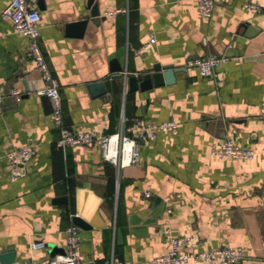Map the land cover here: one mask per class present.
<instances>
[{"label": "crops", "instance_id": "1", "mask_svg": "<svg viewBox=\"0 0 264 264\" xmlns=\"http://www.w3.org/2000/svg\"><path fill=\"white\" fill-rule=\"evenodd\" d=\"M9 2L0 0V256L10 250V264H51L74 216L89 227L80 229L83 264L166 254V219L172 236L192 238L187 251L240 249L250 257L242 264H264V0H213L209 19L194 0H94L96 19L88 0H29L67 129L114 134L121 118L134 117L176 123L175 136L138 142V163L120 172L97 145L56 148L49 101L34 94L46 84L27 40L1 18ZM245 2L261 13L243 12ZM149 33L156 43L134 56ZM204 57L230 60L201 78L186 65ZM154 66L175 68L173 83L145 91L130 83ZM112 68L128 73L125 82ZM226 138L254 159L212 158L211 146ZM26 145L36 148L27 175L10 183L6 154Z\"/></svg>", "mask_w": 264, "mask_h": 264}, {"label": "built area", "instance_id": "2", "mask_svg": "<svg viewBox=\"0 0 264 264\" xmlns=\"http://www.w3.org/2000/svg\"><path fill=\"white\" fill-rule=\"evenodd\" d=\"M198 14L203 19H209L212 15L213 0H194ZM241 10L249 15L260 14V5L245 2ZM125 13V11H122ZM114 13H107V17H112ZM1 18L8 23L11 31L18 37L27 40V55L33 60L39 71L46 87L34 92L37 96H44L48 99L51 108L50 122L52 127L57 130L58 138L55 142L56 148L64 150L70 147L93 146L97 145L104 162L111 164L117 172L138 163L139 152L138 142L154 141L159 134H177V125L174 121L162 123L147 122L139 117L131 119L127 124L124 118L120 120V128L114 134H97L84 130L71 131L64 126L62 117L61 99L59 96V84L52 77L46 65L43 53L39 44V12L29 6V0H10L8 6L1 12ZM156 43L153 33L148 34L147 41L137 50H133V55L138 56ZM230 59L226 57H204L187 63L186 67L195 68L201 78L211 77L215 69L225 64ZM128 73L121 71L119 77L125 82ZM113 76L109 77L112 79ZM10 96L19 101L21 96L17 91H11ZM4 96L0 93V104ZM264 109V107H263ZM34 145H26L14 148L6 154L8 165V181L10 183L27 175L26 164L35 155ZM210 156L216 159H228L235 161H251L254 159V151L249 147H241L230 138L211 146ZM144 198L150 196L149 192L142 194ZM167 215L170 210H166ZM71 224L64 230L63 254L58 256L51 264H83L80 259V228L72 220ZM161 235L167 244L166 254L142 262L113 261L102 264H242L250 260V257L240 249L216 248L205 249L197 252H190L185 249L191 241L188 236H172L169 222L166 219L161 229ZM41 243L31 244L32 249L41 247ZM22 264H38L34 262H24Z\"/></svg>", "mask_w": 264, "mask_h": 264}, {"label": "water", "instance_id": "3", "mask_svg": "<svg viewBox=\"0 0 264 264\" xmlns=\"http://www.w3.org/2000/svg\"><path fill=\"white\" fill-rule=\"evenodd\" d=\"M94 0H88V6L90 8V17L92 19H96L99 17V12L96 7V5L93 2ZM249 34L253 35L255 33V30L252 28L249 29ZM154 73L149 77L148 79H143L142 76H134L130 78V83L131 82H139V89L141 91L149 90L153 87H161L164 84L169 85L172 84L174 81V73L177 71L175 68L172 66H154ZM112 71H120V68H112ZM115 77H119V74H115ZM65 198H58L56 200V203L63 202ZM74 224L78 226L81 230H89V227L84 224L80 219L74 218ZM62 254L64 252H61ZM0 261L3 263L10 264L13 261V256L10 253V250H7L6 252L2 253L0 256ZM84 264H94L92 262L84 263Z\"/></svg>", "mask_w": 264, "mask_h": 264}]
</instances>
